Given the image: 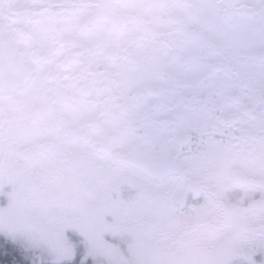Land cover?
Returning a JSON list of instances; mask_svg holds the SVG:
<instances>
[{"label": "flooded vegetation", "instance_id": "af4514ba", "mask_svg": "<svg viewBox=\"0 0 264 264\" xmlns=\"http://www.w3.org/2000/svg\"><path fill=\"white\" fill-rule=\"evenodd\" d=\"M249 1L0 0V233L40 235L10 181L21 174L59 194L74 177L92 194V168H128L146 192L163 189L148 195L161 209L180 213L207 200L202 175L218 176L237 192L223 210L251 209L249 194L264 193V75L238 70L244 45L260 44L257 32L250 40L260 13ZM247 59L260 68L264 48ZM235 172L253 184H238ZM117 188L81 209L104 210L92 220L105 222ZM224 221L236 230L243 219Z\"/></svg>", "mask_w": 264, "mask_h": 264}, {"label": "rangeland", "instance_id": "374dc122", "mask_svg": "<svg viewBox=\"0 0 264 264\" xmlns=\"http://www.w3.org/2000/svg\"><path fill=\"white\" fill-rule=\"evenodd\" d=\"M249 2L255 6L257 13H260V18L255 17L254 20V25L259 24V27L255 29L250 40L252 37L254 39L257 32L260 35V44L251 43L250 41L244 45L245 51L240 55L245 57L239 62L240 66H238V70L244 75L248 73L258 74L260 72V75L263 76L264 64L260 68H257L254 61H248L247 57L251 56L256 49L264 48V1L250 0ZM238 25L243 26L244 24L240 22ZM248 26L247 29H250ZM251 96L247 94L250 102L252 100ZM250 126L254 127L253 124ZM263 129L264 126L261 123L259 130ZM259 140V154L264 159V136L261 135ZM120 144L126 145L124 142ZM42 162L39 161L38 165L42 164ZM259 165L262 172L260 180L264 183V162L259 163ZM201 179L203 183L206 182L205 185H211L209 187L210 190L203 193V196L207 200H204L205 203L200 206H196L195 210L187 209L185 213L178 212L179 210L175 209L174 206L172 208L161 209L163 205L162 200L153 201L148 195L161 197L163 189L157 192H146L144 176L134 170L118 166H111L109 171L92 168V172H89L86 180L89 182V185L94 187V191L91 192L92 194L87 192L82 193L77 188L78 181L74 177H66L64 183L59 184H65L60 194L54 185L50 186L52 189L41 188L46 180H42V177L39 179L35 175L28 176L21 174L18 177L10 178V181L13 182L12 186L21 192L20 196L23 203V208L21 209L22 216L32 217L37 220V223L44 221H47V223L48 221L58 223L60 224L59 227L62 228H59L57 233L73 232L66 239L64 237L57 238L59 236L53 238L48 228L40 226L43 230L46 228L41 235H47L48 239L44 235L45 240L39 242L36 239L30 240L27 238L31 237L29 229L21 230V233L23 232L25 235L22 236L23 244L36 252L42 250L41 252L44 254L42 257L35 256L39 262L44 259H69L84 252L83 255H80V260L84 264H190L194 260L193 252L189 251L186 252L188 254L184 253L181 255L177 253L182 252L185 247L193 249V244L196 242L199 245L198 249H201L200 247L203 246L206 247L208 249L206 253L209 255L205 258L202 257L200 260L197 259L193 264H264V218L260 216L254 221L252 219L254 215L248 216L250 221L249 225L246 226L249 230L245 229L243 232L241 230L237 235L239 237V245L246 249L243 252V256L246 259L240 260V263H236V261L230 262L226 258L216 259V257H210L212 251L209 248L211 247H218L223 244L226 252L232 250V241L229 239L233 234L223 219L221 201L230 202L234 200L233 195H237V192L233 193L231 185L228 189L224 187V183L222 184L224 180L218 179V176H213L212 180L211 178L205 180V176L202 175ZM116 182L120 185V188L115 189L111 193L112 195H110L113 201L116 202L113 209L109 211L112 219L98 224L97 238L93 239L91 237L89 239L93 240L91 242L97 241L98 243L97 239H104V242L112 243L113 250L118 249L121 256L117 255L118 252L116 253L106 248L108 244L104 246L108 252L103 255L104 253H101L100 250L103 245L101 243L96 246L95 244H89L85 237H80L76 233L78 230L76 229L77 226H75L78 220L80 222V215L83 214L84 230L88 231L89 221L94 219L97 213L100 214L104 210L99 209L95 211L92 209H81V207L83 208L84 205L87 207L92 206L97 198L104 196V193L107 192V187H112ZM54 191L55 194H53ZM182 194L184 192L180 190L175 193L173 198L176 199ZM253 195L257 199L264 201L263 192L257 191L249 194V196ZM94 231L96 232V230ZM78 232L80 233V231ZM93 234L95 233L93 232ZM50 236L51 239H49ZM51 240L54 242L52 243L54 244L53 247L50 245ZM136 240L141 241L140 243L143 244L145 249L137 248L138 244H136ZM61 241L63 242L60 243ZM169 245H172L173 248L170 250L172 255L169 254L164 258L163 256L151 258L148 255L149 253H147V249L156 250L162 247L167 248ZM136 248L138 251H136ZM95 249H98L99 253ZM204 250L203 248L201 251Z\"/></svg>", "mask_w": 264, "mask_h": 264}, {"label": "trees", "instance_id": "16d2710c", "mask_svg": "<svg viewBox=\"0 0 264 264\" xmlns=\"http://www.w3.org/2000/svg\"><path fill=\"white\" fill-rule=\"evenodd\" d=\"M251 205H252L251 209H253V208L257 209V207H261V209L263 207V209H264V201H261L257 198L255 201H253V203ZM251 209L247 210V208H240L237 206L229 205V206H227V209L223 210V213L226 212L223 214V219L224 218L230 219V217H234L235 219H238V218L243 219V221H242V223H240L241 225H236V228H237L236 230L231 228L233 235L230 236L229 240L232 241V250L230 252H226L223 244L219 245L218 247H213V248L211 247V248H209L212 251V255L210 254V257H216V259H225L226 258L228 261L233 262V260H234V261H236V263H240L242 260L246 259L243 256V252H245L246 249H244L243 247H241L239 245V243H238L239 237L237 235H238V232L241 230H242V232L245 231V229L249 230L246 225H249V221H247L248 216L253 213V212H251ZM258 214L261 216L260 211L258 212ZM254 217H255V215H254ZM262 218H264V216H262ZM108 219H110V220L112 219L111 215L107 216L106 220H108ZM106 220H103V221H106ZM100 223H102V222H100ZM100 223H97L95 220H92V221L90 220L89 225H88L89 226L88 231H85L84 230L85 226L83 225V222H76L75 223V226H77L76 229L78 231H80V233L78 231H76V233L78 235H80V237H85L86 240H88L89 244H95V246H96L97 244L101 243L103 246H101L100 250H101V253H104L103 255H105L108 252L106 250V248H108L110 251H114L117 253L118 249L113 250V248L111 246L112 243L104 242V239H100V240L97 239L98 243H97V241H95L96 242L95 243V242H91L92 239H89L91 237L93 239L97 238V229H98L97 225ZM236 224H237V222H236ZM38 225L39 226H37V229L40 228V230H39L40 235L37 236V238L27 237L28 239H30V240L36 239V241L38 240L39 242H43L45 240V237H44L45 234L41 235V233L44 230H46V228H48L51 231L50 234L53 238L55 236H59L57 238L64 237V239H66L67 236H69L73 233L71 231L57 233V230L59 228H62V227H59L60 224H58V223L56 224L53 222L52 223L51 222H48V223L42 222V223H39ZM40 226H45L46 228H44V230H43ZM94 230H96V232ZM93 232L95 234H93ZM7 233H8V229L6 230L5 228H4L3 232L0 233V264H84L80 260V255H83L84 252H82L79 255H76L75 257L69 258V259H63V260H45L44 259L41 262H39V261H37L35 256L42 257L44 255L43 252H41L42 250H39L38 252H36L35 250L30 249L25 244H23L22 236H25L23 234V232L20 234V237H15V240L12 239L11 237H9V234H7ZM44 233H46V232H44ZM45 236L48 239L47 235H45ZM51 236L49 239H51ZM63 241H61L60 243H62ZM135 242H136V244H138L136 246L137 248L145 249L143 247V244L140 243L141 241L136 240ZM52 243H54L53 240L50 241V245L53 247L54 244H52ZM103 243H106V244H103ZM223 243H225V242H223ZM107 244H108V247L104 248V246H106ZM176 244H177V242H176ZM193 246H194L193 249L185 247L182 252L177 253V254L181 255L184 253L188 254L186 252H189V251L193 252L194 253V260L191 261L190 264H193L197 259L200 260V259H202V257L205 258L209 255L206 253V251H208V249L206 247L203 246V247H200L201 249H198L199 245L196 242L193 244ZM200 246H202V245H200ZM137 248H136V251H138ZM203 248L205 250L201 251V250H203ZM171 249H173L172 245H169L167 248L162 247V248H158L156 250L155 249L154 250L147 249V253H149L148 255L151 258L152 257L157 258V257H161V256H163V258H164L169 254L172 255V253H170ZM95 250L99 253L98 249H95ZM142 253H146V252H142ZM117 255L121 256V254L119 252Z\"/></svg>", "mask_w": 264, "mask_h": 264}, {"label": "water", "instance_id": "95a60500", "mask_svg": "<svg viewBox=\"0 0 264 264\" xmlns=\"http://www.w3.org/2000/svg\"><path fill=\"white\" fill-rule=\"evenodd\" d=\"M234 175L236 177L238 176V178H236V181L238 182V184H243L245 186H250L253 184L249 179L245 178L240 172H235Z\"/></svg>", "mask_w": 264, "mask_h": 264}]
</instances>
